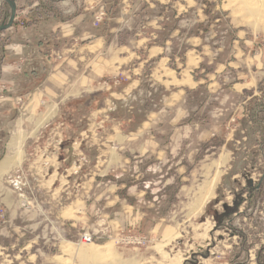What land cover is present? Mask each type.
I'll list each match as a JSON object with an SVG mask.
<instances>
[{"label":"rangeland","instance_id":"obj_1","mask_svg":"<svg viewBox=\"0 0 264 264\" xmlns=\"http://www.w3.org/2000/svg\"><path fill=\"white\" fill-rule=\"evenodd\" d=\"M222 1L195 0L194 8L179 20L159 6L139 5L137 19L125 21L122 33L132 34L146 26L144 35L150 36L157 26L153 18L165 12L171 19L158 38L165 40L168 29L178 28L172 41L173 54L177 55L174 62H184L187 48H196L202 62L194 76L207 79L209 72L219 71V64L234 60L236 51V29L228 12L218 8ZM22 7L31 6L26 1ZM22 7L17 5V12ZM242 8L243 14L264 16V0H243ZM107 10L98 11L106 14L100 24L109 17ZM4 14L11 15V8L0 0V17ZM260 23L264 24V18ZM6 31L0 33V39L7 44ZM247 37L257 44L243 50V76L248 74L247 64L264 72V62L255 68L250 60L257 53L262 55L264 36ZM5 46H0V87L4 90L7 84L1 80V69ZM261 59L264 61V55ZM242 75L228 71L226 78H220L221 88L215 84L217 90L209 92L204 84L184 96L185 101L179 103L181 113L163 111L146 134L155 146L144 157L133 158L139 154L124 152L131 156L130 162L113 169L97 162L105 159L104 144L112 132L107 129L98 134L99 125L121 122L126 129H134L147 119V112L162 109L168 91L157 87L154 97L149 98L145 91L152 88L146 84L142 92L125 102L107 99L101 91L78 98H89L87 103L98 109L108 105L113 114L101 117L93 109L82 118L87 130H93L74 137L83 138L85 148L82 144V151L75 150L78 154L72 147L65 149L66 162L60 160L59 141L65 139L64 132L69 142L72 139L62 124L42 134L37 143L34 139L24 141L22 162L0 174V264H260L258 259L264 263V181L259 194L254 193L251 199L247 194L255 191L264 177V74L258 77L261 80L254 90L240 94L232 84L245 80ZM109 82L105 79L103 84ZM4 98L1 93L0 100ZM5 102H0V162L17 131L11 127V101ZM129 106L134 107L133 113L127 112ZM21 118L28 123L27 116ZM94 173L108 176L88 191L85 175ZM119 181L125 186L119 190L118 202L116 193L108 189L110 183ZM241 190L245 201L240 212L217 223L215 214L227 213L225 207L233 208ZM85 234L93 237L92 243L83 241ZM84 251H88L86 256Z\"/></svg>","mask_w":264,"mask_h":264},{"label":"crops","instance_id":"obj_2","mask_svg":"<svg viewBox=\"0 0 264 264\" xmlns=\"http://www.w3.org/2000/svg\"><path fill=\"white\" fill-rule=\"evenodd\" d=\"M152 1L150 4L147 0H121L120 2L62 0L53 5L57 12L50 10L46 16L32 24H27L34 11L30 14L32 7L24 9L22 5L26 4V0H18L17 5L22 8L16 14L14 25L5 33L8 42L2 53L1 80L6 82L7 89L0 87V94L5 96L0 102L7 104L5 101H11V109L14 110L11 116V127L17 128L14 132L16 134L13 133L9 142L11 143L16 135H21V150L24 141L34 139L37 143L44 130L59 117L63 105L87 94L101 91L107 99L125 102L135 93L142 92L146 84L152 88L145 91L149 98L154 97L157 87L165 89L168 91L165 105L162 109L160 107L156 111L147 112V119L138 127L128 130L125 128L126 124L114 122L113 124L103 123L97 128L98 134L107 129L112 130L106 138L108 144H104L105 159L101 161L99 158L97 162L101 166L107 164L109 168H118L130 162L131 156L128 153L139 154L133 158L144 157L149 148L155 146L151 140L147 139L146 134L149 133L147 131L150 130L151 124L163 111L175 109L177 114L181 113L183 108L179 103L181 100L185 101L184 96L204 84L208 85L209 92L217 90L213 87L215 84H219L218 88H221L223 80L220 78H226L224 75L228 71H236L237 75H242L240 69L244 61L240 57L245 55L243 50L253 49V46L257 44L247 36H264V24L260 23V20L264 18L263 15L260 16L259 13L254 16L250 12L243 14V0H223L218 8L228 12L230 23L236 29L235 34L238 38L234 45L236 49L234 60L219 64V71L212 70L206 75L207 79L195 78V70L201 67L202 62L201 56L196 53V48H187L184 62L180 64L174 62L177 55L173 54L172 41L178 35L179 29L175 27L168 29L169 35L165 40L158 38L161 31L167 29L166 22L171 19V16L164 14L165 12L153 18L157 26L153 27L150 36L144 35L146 26L137 28L132 34L122 33L126 28L125 21L137 19L139 5L143 8L156 5L166 9V12L172 11V17L176 20H179L180 16L184 17L196 5L195 0ZM43 3L50 4L48 0H43ZM102 8L108 9L109 17L103 26L97 27L94 24L95 16ZM197 15L201 16L199 11ZM249 18L257 19V21L251 22ZM149 19L150 17L147 22L150 24L152 22H149ZM263 50L264 46L263 49L261 48L262 55H264ZM262 55L257 53L250 59L252 62L254 60L255 68L263 66ZM248 56L246 54V57ZM247 61L248 58L245 62ZM246 66L248 74L244 73L245 76L240 77L241 79L246 77L245 80L235 81L232 84L233 89L240 94L247 90H254L255 83L261 80L258 77L264 74L250 68V64ZM210 74L214 75L210 76ZM105 79H109L111 84H103ZM113 79H116L115 82ZM124 79L127 81L125 82ZM19 99L22 100V105L19 104ZM133 109V106H129L127 112L133 113ZM110 110L107 105L103 109L97 108L95 114L108 117L107 115L113 114ZM22 116L28 117V120L26 119L28 123L24 122ZM128 121L131 119L128 118ZM10 130L7 129V131ZM92 130L89 128L87 133ZM140 136L143 139L140 140ZM61 142L62 140L59 141V145ZM82 144L85 148L83 138L72 142L74 154H78L75 151L77 149L82 151ZM126 151L127 156L123 154ZM6 157L5 155L0 162V174H5L22 162L1 167ZM107 176L108 173L85 175L88 191L99 185L97 182L101 177ZM110 184L108 190L116 193L114 198L119 202L121 200L118 195L119 190L125 184L120 181ZM77 212L74 210V213ZM84 252L83 255L86 256L88 251Z\"/></svg>","mask_w":264,"mask_h":264},{"label":"trees","instance_id":"obj_3","mask_svg":"<svg viewBox=\"0 0 264 264\" xmlns=\"http://www.w3.org/2000/svg\"><path fill=\"white\" fill-rule=\"evenodd\" d=\"M14 1L17 2V0H14ZM26 1L28 2L29 6L32 7L30 14H31V12L34 11V14L33 15L31 14V16L29 17V20L27 22V24H32L35 21H37L39 18L43 17L44 15L46 16V13L50 10L53 12H57V10L54 8L53 5L59 3L62 0H48L50 2V4L52 3V5L42 3V0H26ZM107 12L109 13L108 10H107ZM9 16H10L9 14H4L3 17H0V25L6 23L9 19ZM105 23H106V21L102 22L97 27H101ZM5 45H6V41L5 40L3 41L0 39V46L4 47ZM88 99L89 98H87V97H83L81 99H75L74 101H70V102L66 103L65 105H63L61 108V112H60L59 117L56 120H54L42 133V134L48 133L49 131H51L53 128H55L56 126H58L60 124H62L64 128L68 129L72 140L69 142L67 139L69 137V136H67L68 133L64 132L63 136L65 139L60 144L62 153H60L59 157H60V160H62L64 162H66V157L64 156L63 151L65 149L71 147V144H72V142H74L75 138L78 135H80L82 132L87 130V122L86 121L84 122V120L82 118H87V116L91 113V110L98 108L97 106H91L90 104H88L87 103ZM260 181L261 182H259L257 184V188L255 189V191L254 190H252L251 192L248 191L247 194L249 195L250 199L252 198V196H256L257 194H259L261 192L264 177ZM254 193H256V195ZM244 201H245L244 193L241 190V192L236 195V200H235V204H234L233 208L225 207V208H227V213H216L215 214L217 223L221 222L220 220L222 218H225L226 220H231V217L234 214H238L240 212L239 208ZM216 203H217V199L208 205L207 211L210 209L211 205L216 204ZM258 263L264 264V263L260 262L259 259H258Z\"/></svg>","mask_w":264,"mask_h":264},{"label":"bare ground","instance_id":"obj_4","mask_svg":"<svg viewBox=\"0 0 264 264\" xmlns=\"http://www.w3.org/2000/svg\"><path fill=\"white\" fill-rule=\"evenodd\" d=\"M22 141L21 135H16L13 137L11 143L9 144V152L5 160L1 163V167L6 165H15L16 163H20L22 161V150L20 149ZM215 182V181H214ZM214 182L211 186H214ZM213 188V187H212ZM212 192V189L207 193V196ZM206 198V197H205ZM85 254V252H83Z\"/></svg>","mask_w":264,"mask_h":264},{"label":"water","instance_id":"obj_5","mask_svg":"<svg viewBox=\"0 0 264 264\" xmlns=\"http://www.w3.org/2000/svg\"><path fill=\"white\" fill-rule=\"evenodd\" d=\"M4 1H6V3H8L11 8V15L6 23L0 25V33L6 31L7 29L11 28L14 25L16 13H17V4L14 0H4Z\"/></svg>","mask_w":264,"mask_h":264},{"label":"built area","instance_id":"obj_6","mask_svg":"<svg viewBox=\"0 0 264 264\" xmlns=\"http://www.w3.org/2000/svg\"><path fill=\"white\" fill-rule=\"evenodd\" d=\"M106 14L104 11H100L96 14L95 16V21H94V24L96 26L100 25V22L104 20ZM83 241L86 242V243H92L93 242V237L89 234H85L83 236Z\"/></svg>","mask_w":264,"mask_h":264}]
</instances>
